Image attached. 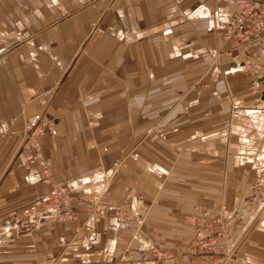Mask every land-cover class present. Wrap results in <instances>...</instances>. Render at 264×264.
I'll return each mask as SVG.
<instances>
[{
    "label": "crops",
    "instance_id": "1",
    "mask_svg": "<svg viewBox=\"0 0 264 264\" xmlns=\"http://www.w3.org/2000/svg\"><path fill=\"white\" fill-rule=\"evenodd\" d=\"M234 9L232 0H0V169L6 165L5 169L9 168V156L16 155L21 148L22 152L14 164L24 168V175L19 176L20 179L16 180L14 174L5 177L1 183L0 206L3 207H0V239L5 238L12 244L29 240L27 237L32 232L28 219H23L21 211L29 204H38L49 191L42 182L40 166L27 159L28 148L23 141L27 118L43 113L55 122L39 141L45 158L56 173V181L69 183L73 178L82 176L85 183L97 182L104 175L99 171L101 167H113L120 159L118 138L111 136L104 141L106 144H102L98 142L97 134L101 129L111 134L118 132L120 128L112 129L109 122L121 115L130 118L133 112L128 103L126 107L124 104L119 108L103 107V100L110 98L102 97L101 83H112L120 74L128 85L131 71L127 69V61L132 51L141 47L152 46L155 50L156 64H151L146 57V66H153L156 74L161 73L164 61L190 57V52L186 51L188 43H184L182 33L187 31L194 34L199 29L209 36L222 33ZM114 33L120 40L117 49L114 45H102L99 37L104 35L108 40ZM251 50L264 53V39L254 43ZM89 51L92 54H87ZM208 52L210 48L207 52L202 51L200 57L203 58L199 59L205 60L204 56L210 59ZM117 63L123 64V67L122 64L118 67V72ZM227 65L229 67L224 71L217 67L215 74L220 72L218 75L224 77L242 75L237 63L235 65L239 68L232 67L231 63ZM100 67L108 69V74L103 75ZM259 78L261 76L255 85L252 84L256 93L254 99L250 95L243 96V100L234 99L229 90L226 101L229 123L238 117L241 123L249 118L264 125V81ZM237 81L240 82L239 79ZM91 83L95 85L93 89L90 88ZM246 83L244 81L242 85ZM74 87L78 91H69ZM117 94L112 91L110 96L116 98ZM79 100L84 104L92 103L95 108L87 105L81 108ZM72 102L78 105L72 107ZM191 113L178 119L183 121L179 123L193 125L202 118L212 119L207 108H197ZM93 118H96V124L92 123ZM242 125L244 130L239 134L245 140L246 127ZM220 130L203 129L200 138L206 140L208 145L214 144L217 139L209 134ZM241 142L246 144L249 140ZM242 144L237 150L245 149ZM247 148L245 150L251 156ZM249 161L246 160L247 165H250ZM129 174L124 176L123 172L120 173L117 177L120 183L116 181L109 192L106 216L97 225L96 243L86 245L75 238L77 228L86 217L83 203L77 205L81 213L80 221L65 224V227L59 224L55 230L38 231L44 245L48 243L47 238H52L63 249L59 255L66 257L62 258L64 264H156L147 258L146 245L139 247L138 230L123 232L114 214L126 189L122 181L134 182L137 179L134 171L130 170ZM13 192L19 194V202L14 201ZM17 205L22 206L14 208ZM23 247L27 249L29 245ZM65 248H69L67 253L64 252ZM249 255L248 264H261L255 253L249 252ZM176 260L172 258L171 263L167 264H176ZM50 262L40 258L37 264Z\"/></svg>",
    "mask_w": 264,
    "mask_h": 264
},
{
    "label": "rangeland",
    "instance_id": "2",
    "mask_svg": "<svg viewBox=\"0 0 264 264\" xmlns=\"http://www.w3.org/2000/svg\"><path fill=\"white\" fill-rule=\"evenodd\" d=\"M225 29L222 33L219 32L220 35L214 33L210 36L205 34L203 29L194 34L185 31L181 37L184 38V43H188L186 51L190 52V57L164 61L161 73L157 74L153 66L151 68L146 66V57L151 64H156L158 60L153 47L136 49L132 51V56L126 64L127 69L131 71L129 76L131 82L128 85L120 74L116 75L117 79L112 83H101L102 97L110 98L103 100V107L119 108L128 103L133 112L130 118L121 115L120 118L109 122L112 129L120 128L118 132L111 134L101 129L100 134H97V140L102 144H106L104 141L111 136L118 138L120 159L113 167L105 169L101 167L99 171L104 173L102 178L97 182H89L87 190L75 195L74 202L79 221L81 213L78 204L83 203L86 216L75 233V238L80 242H83L81 228L90 218L88 211L90 201L84 198L85 195L89 193L88 198L91 199L94 192H99L100 198L92 204H95L96 210L103 212L105 217L109 192L115 187L116 181L120 183L118 175L122 172L124 176L130 175L129 172L132 170L137 179L134 182L122 181L126 189L114 209V214L118 224L120 217L133 218L135 225L132 229L123 230L119 225L118 227L123 232L132 233L138 230L139 247L146 245L144 248L149 260L155 261L156 264H167L174 258L177 259L174 261L176 264L195 262L212 264L220 254L208 253L207 251L212 248L207 250L203 248L204 239L209 235L212 236L211 239L218 240L220 229L224 227L226 235L222 238L229 243L226 241L227 251L223 254L225 256L223 264H248L246 261L250 257L249 252L255 253L254 256L264 264V233L257 228L264 217V202L262 204L260 201V199L264 201V166L251 162L254 160L247 165V155L250 154L245 156L237 154L239 152L237 147L246 139L249 142L242 146H245V149L248 147L251 156L260 153L264 144V125L249 118L244 120L242 124L246 127L244 134L247 136L245 140L238 132H232L228 137L223 136L224 138L218 136L217 140H214L216 142L211 145L200 138L203 129L208 131L231 127L232 124L227 121L229 112L226 104L227 93L230 90L234 99L243 100V96L248 95L254 99L256 93L252 84L255 85L257 78L261 76L257 72L259 66H264V53L251 50L254 43L264 39V34L262 38L250 43L251 57L248 61L238 51L239 42L234 38L227 40L224 37ZM99 38L102 45L109 44L110 47L114 45L115 49L120 43L115 33L108 40L104 35ZM209 48L210 52L207 55L210 59L207 56H204L205 60L199 59L202 51L207 52ZM87 54L92 53L89 51ZM122 63H117V72ZM229 63L232 67L237 63L242 69H240L242 75L224 77L218 75L220 72L215 74L217 67L224 71L229 67L227 65ZM99 71L103 75L108 74V69L100 67ZM81 79L82 77L77 81V85ZM244 81L247 83L242 85ZM247 85L249 86L245 87ZM94 87L95 85L91 83L90 88ZM69 91H78V88L74 87ZM112 91L118 93L116 98H111ZM72 103V107L77 104ZM78 104L81 108L84 105L90 108L93 106L92 103L84 104L81 100ZM197 108L209 109L212 119L202 118L197 124H193L194 126L179 123L183 121L178 119L191 115V110ZM100 118L102 120V117ZM95 120L96 118H93V124H96ZM52 122L55 123L53 119ZM20 152L9 156L11 163L9 168L5 169L6 165L0 169V191L5 177L16 174L17 179L13 178L18 180L19 176L24 175V168L14 164ZM13 165L16 168L12 171ZM82 178L75 177L71 182L64 184L72 185ZM14 187L15 185L12 186ZM13 198L19 202V194L16 192H13ZM21 206L17 205L14 208ZM28 209L27 205L21 211V215L24 220L28 219L32 235L27 237L29 240H25V243L20 240L12 244L5 241V238L0 239V264H37L40 258L47 262L51 261V264H64L62 258L66 257L59 255L63 249L56 241H52V238H47L48 243L44 245L38 231L55 230V226L58 228L61 224L65 227L68 223L54 225L55 223L47 222L43 226L34 227L30 217L25 214ZM246 209L248 210L245 211ZM65 240L67 242L66 238ZM23 245H29V248L25 249ZM230 246L235 249L231 250ZM68 249L65 248L64 252L67 253Z\"/></svg>",
    "mask_w": 264,
    "mask_h": 264
},
{
    "label": "built area",
    "instance_id": "3",
    "mask_svg": "<svg viewBox=\"0 0 264 264\" xmlns=\"http://www.w3.org/2000/svg\"><path fill=\"white\" fill-rule=\"evenodd\" d=\"M233 2L235 10L228 19L224 37L227 40L236 39L239 42L238 51L242 53L243 58H247L249 61L251 57L249 56L250 43L262 38L264 34V0H233ZM257 72L259 75L264 74V66H259ZM52 125L51 117L41 113L27 118L23 129V141L28 148L27 159L32 164L40 166L42 182L49 188L43 199L38 204L29 206L25 213L26 216L30 217L34 227L43 226L47 222L73 224L79 221L74 198L78 192L87 190L89 183H84L82 179L77 180L72 185L56 181V173L45 158L39 141L41 136L45 135L48 128ZM93 195L91 199L88 198L90 196L89 193L84 197L90 201L88 207L90 218L88 223L81 228L83 234L82 243L86 245L94 244L98 241L97 225L100 224L104 217V213L96 210L95 204H92L100 198V194L97 191ZM211 219L209 220L210 223L212 222ZM118 225L123 230H130L134 227L135 222L133 218L120 217ZM225 235L226 230L222 227L218 240L211 239L212 236L209 235L205 236L203 248L206 250L212 248L207 251L208 253L215 252L220 254L217 259L213 260L212 264L223 263V258L225 257L223 254L227 251L226 241L222 238Z\"/></svg>",
    "mask_w": 264,
    "mask_h": 264
},
{
    "label": "bare ground",
    "instance_id": "4",
    "mask_svg": "<svg viewBox=\"0 0 264 264\" xmlns=\"http://www.w3.org/2000/svg\"><path fill=\"white\" fill-rule=\"evenodd\" d=\"M236 67H238V66H236ZM239 68V67H238ZM261 77H264V75H261ZM243 113V112H242ZM238 118V117H237ZM236 117L235 118H233V120L231 121V127H229L228 129H222V130H220V131H217V132H212V133H210L209 135L211 136L212 135V137L213 138H216L217 139V137L218 138H224L223 136H230L231 135V133L233 132H238V133H241L243 130H244V126L242 125V123H241V120H238ZM230 126V125H229ZM243 133V132H242ZM208 135V136H209ZM212 139V138H211ZM262 149V148H261ZM237 152V151H236ZM239 152L241 153V154H243L244 156H245V154H247V151L245 150V149H243V148H239ZM240 153H238L239 155H240ZM249 154V153H248ZM247 159H249V160H254V163L255 164H260V166L262 167V166H264V148L261 150V153H259L258 155H255L254 157L253 156H250V155H247ZM240 158V157H239ZM250 162V161H249ZM83 182L85 183V181L83 180ZM264 197V196H263ZM262 197V198H263ZM260 201H261V203L262 202H264V201H262V199H260ZM259 201V202H260ZM256 203H257V201H256ZM263 204V203H262ZM262 207V206H261ZM248 209H246L245 211H247ZM253 212V211H252ZM247 219V218H246ZM243 221V220H242ZM242 225V224H241ZM259 230L261 231V229H263V231H262V233H264V217H263V219L261 220V223H259ZM240 228V227H239ZM243 228V227H242ZM237 230V229H236ZM241 231V230H240ZM234 234V233H233ZM243 234V233H242ZM228 235V234H227ZM237 236H239V233H238V235ZM228 239V238H227ZM226 241H228V240H226ZM258 242V241H257ZM227 243H229V241L227 242ZM236 244V243H235ZM229 246V245H228ZM234 247H235V245H234ZM234 247H232L231 248V246H230V249L232 250ZM235 249V248H234ZM230 250V251H231ZM231 259V258H230ZM229 259V261H231ZM228 260V259H227ZM224 261V260H223ZM221 264H223V263H221Z\"/></svg>",
    "mask_w": 264,
    "mask_h": 264
},
{
    "label": "water",
    "instance_id": "5",
    "mask_svg": "<svg viewBox=\"0 0 264 264\" xmlns=\"http://www.w3.org/2000/svg\"><path fill=\"white\" fill-rule=\"evenodd\" d=\"M259 79H261V80H263V81H264V77H261V78H259Z\"/></svg>",
    "mask_w": 264,
    "mask_h": 264
}]
</instances>
